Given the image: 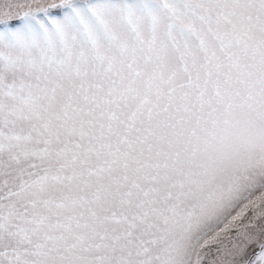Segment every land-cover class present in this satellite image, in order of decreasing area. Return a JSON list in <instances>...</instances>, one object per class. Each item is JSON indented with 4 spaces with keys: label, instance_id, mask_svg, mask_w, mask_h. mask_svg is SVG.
Segmentation results:
<instances>
[{
    "label": "snow or ice",
    "instance_id": "obj_1",
    "mask_svg": "<svg viewBox=\"0 0 264 264\" xmlns=\"http://www.w3.org/2000/svg\"><path fill=\"white\" fill-rule=\"evenodd\" d=\"M0 264H264V0H0Z\"/></svg>",
    "mask_w": 264,
    "mask_h": 264
}]
</instances>
